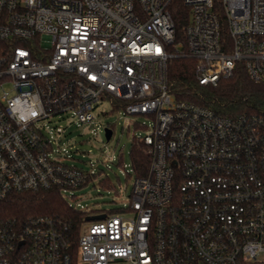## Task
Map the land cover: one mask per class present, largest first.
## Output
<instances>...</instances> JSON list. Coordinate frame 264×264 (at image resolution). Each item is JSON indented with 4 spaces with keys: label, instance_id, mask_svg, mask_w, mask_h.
<instances>
[{
    "label": "built area",
    "instance_id": "obj_1",
    "mask_svg": "<svg viewBox=\"0 0 264 264\" xmlns=\"http://www.w3.org/2000/svg\"><path fill=\"white\" fill-rule=\"evenodd\" d=\"M174 1L0 0V200L67 201L94 176L54 149L52 120L90 126L104 99L153 119L136 138L148 175L118 214L85 216L75 251L51 220L0 222V264H264V118L178 101L167 77L182 56L199 85L238 64L264 85V0H181L184 50Z\"/></svg>",
    "mask_w": 264,
    "mask_h": 264
},
{
    "label": "trees",
    "instance_id": "obj_2",
    "mask_svg": "<svg viewBox=\"0 0 264 264\" xmlns=\"http://www.w3.org/2000/svg\"><path fill=\"white\" fill-rule=\"evenodd\" d=\"M171 13L175 26L174 43L181 42L184 50V28L189 21V9L181 0H175ZM167 77L170 92L178 101L192 102L223 116L245 113L264 118V85L252 83L241 64L237 65L231 78L219 80L216 86H202L196 80L195 61L180 56L170 60ZM146 149L140 140H134L130 156L135 179L148 175L150 157ZM90 179L88 177L87 181ZM98 184L108 187L110 181L99 178ZM36 218L51 220L70 244V249L75 251L85 215L73 209L58 190L13 194L0 200V222L22 224Z\"/></svg>",
    "mask_w": 264,
    "mask_h": 264
},
{
    "label": "rangeland",
    "instance_id": "obj_3",
    "mask_svg": "<svg viewBox=\"0 0 264 264\" xmlns=\"http://www.w3.org/2000/svg\"><path fill=\"white\" fill-rule=\"evenodd\" d=\"M93 112L95 119L90 126L77 125L67 119L52 120L57 126L53 147L61 152L64 162L94 174L84 186L63 195L85 216L118 214V210L128 204L135 181L131 147L136 138L150 132L153 119L141 114H125L107 99L100 102ZM106 127L112 130L108 141L104 135ZM99 178H108L110 185L100 186ZM87 224L83 221V225Z\"/></svg>",
    "mask_w": 264,
    "mask_h": 264
},
{
    "label": "water",
    "instance_id": "obj_4",
    "mask_svg": "<svg viewBox=\"0 0 264 264\" xmlns=\"http://www.w3.org/2000/svg\"><path fill=\"white\" fill-rule=\"evenodd\" d=\"M104 135H105L106 141H108L112 136V130L106 128L104 130ZM104 218H105V215L88 216V217H86V221L102 220Z\"/></svg>",
    "mask_w": 264,
    "mask_h": 264
}]
</instances>
